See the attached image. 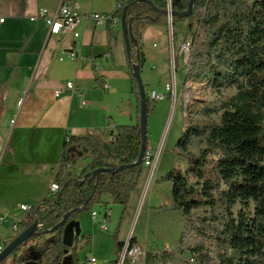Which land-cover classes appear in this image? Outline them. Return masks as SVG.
<instances>
[{
	"label": "trees",
	"instance_id": "trees-1",
	"mask_svg": "<svg viewBox=\"0 0 264 264\" xmlns=\"http://www.w3.org/2000/svg\"><path fill=\"white\" fill-rule=\"evenodd\" d=\"M146 1L116 3L108 15L109 51L120 29L112 20L121 19L125 8L126 22L132 19L137 41L131 45V58L136 63L138 51L140 68L143 54L138 29L166 24L170 18L173 28L185 23L184 33L191 38L184 82L218 94L233 91L221 102L186 108V126L175 144L176 156L185 161L186 168L172 169L164 177L171 185V206L164 210L181 214L183 230L171 252L163 251L162 259L165 264H264V0H194L186 18L169 17L165 12H185L189 0ZM129 76L135 87L134 124L114 126L104 138L66 136L53 179L58 191L30 208L19 224L21 229L37 220L40 233L50 230L74 210L78 212H72L68 221H77L79 214L101 205L105 196L123 206L125 213L146 169L142 161L137 167L116 171L134 164L141 150L139 97L130 64ZM146 106L148 123L155 106L148 96ZM1 110L0 100V115ZM82 158L89 162L75 174L72 169ZM97 169L111 173L88 184L90 176H84ZM120 226L112 236L116 257L109 264H118L125 249L121 264H131L127 254L137 244L130 237L125 246L119 239ZM62 231L39 234L20 245L11 264L25 261L16 255L22 248H28L26 259L39 264H77V248L62 244ZM89 238L84 237L85 244ZM162 259L148 252L145 263L159 264Z\"/></svg>",
	"mask_w": 264,
	"mask_h": 264
},
{
	"label": "crops",
	"instance_id": "crops-1",
	"mask_svg": "<svg viewBox=\"0 0 264 264\" xmlns=\"http://www.w3.org/2000/svg\"><path fill=\"white\" fill-rule=\"evenodd\" d=\"M66 2L78 5L81 15H109L112 11L96 0ZM60 3L61 0H23V4L19 0H0V20L3 19L0 23V117L4 118L8 109L11 111L8 123L0 118V217L4 219L2 233L8 236H12L7 231L13 223L26 220L27 213L19 207H32L49 194L66 136L93 134L104 138L108 129L135 122V87L129 76L121 29L110 51L108 22L96 25L83 19L78 27V39L69 35L50 36L44 20L36 18L37 13L39 9L53 12ZM178 24L183 30L175 36L177 49L186 36L185 23ZM168 26L166 23L138 29L143 54L140 72L146 95L154 90L165 96L163 101L155 102L147 123V147L151 149L161 137L167 107L180 104L181 109L185 108L182 95L189 83L184 82L186 65L183 56L178 54L185 70L179 74L178 81L174 71L173 87L167 90ZM154 36L160 37L159 42L152 44L156 51L149 53L143 48L144 37L152 40ZM71 51L76 53L74 60L64 57ZM148 63L152 65L150 68ZM157 68L159 76L152 72ZM67 82L74 83L75 89L68 90ZM104 84L108 89L103 88ZM55 91H61L59 97H55ZM81 99L86 101L85 107L80 106ZM19 101L22 102L18 107ZM159 120L160 126L154 134L153 125ZM110 201L109 196L102 198L103 209L110 213L106 227L113 214ZM87 216L81 213L77 218L80 241H74L73 246L82 249L84 237H90L86 243L87 256L77 250V264H109L116 256L108 227L105 232L101 231ZM136 245H140L138 241ZM92 258L94 263L89 262Z\"/></svg>",
	"mask_w": 264,
	"mask_h": 264
},
{
	"label": "rangeland",
	"instance_id": "rangeland-1",
	"mask_svg": "<svg viewBox=\"0 0 264 264\" xmlns=\"http://www.w3.org/2000/svg\"><path fill=\"white\" fill-rule=\"evenodd\" d=\"M96 1L100 3L101 6H103L106 10H109L111 8V12H113L115 10L116 3H120L124 0ZM167 23L169 24L167 39L170 40V51L168 58L169 60L167 62L170 75L167 74V82H169L168 85H170L171 87L173 86V70L175 71L176 81H178L179 74L183 70H185L184 66H182V58L178 55V50L174 48L172 41L173 34L175 33L178 36L183 28L177 23L172 29V22ZM159 38V36H154L152 40H149L148 38L144 37L143 48L149 53L156 51L154 48H152V44H157L159 42ZM177 42L178 40L176 39L174 44L177 45ZM147 65L149 68L152 66L150 65V63H148ZM152 72L154 73V75L159 76V68L153 70ZM184 91L185 92L182 95V99L184 98L182 105L185 108L181 109L180 104H177L175 107H172L170 104V106L167 107L166 119L164 121L165 123L161 137L157 141H154L153 150L156 151L157 148L161 145V154L159 158L160 160L157 161V164L154 168L152 177L149 169H145L144 175L140 181V187L137 192L131 195L129 202L126 205V211L124 214L123 206L113 204L110 201V209L112 210L113 214L111 223H107L108 232H110L108 233V236L112 238L116 228L118 227V224L121 223L119 239L121 241L127 240V238L130 236L134 237L140 244L136 245V247L140 249L142 254L139 264H146L145 257L148 252L154 253L160 259H162V254L164 253L163 251H167L166 253L169 254L172 247L177 244L183 230V220L181 214L179 212L164 210L165 207H167L168 209L171 206V185L168 181L164 180V177L172 169L178 168L183 171L186 168L185 161L182 159H178L175 153V144L180 138L187 122L186 108L189 107V109H198L199 107L207 103L221 102L222 99L227 98L233 94V91L230 90L223 91L221 92V94L213 93L211 91H207L204 86L194 83H188V86L184 88ZM10 112L11 111L8 109L6 116L4 118H0L8 123L9 117L11 115ZM152 114L149 117L148 123L151 120L150 118ZM159 126L160 120L153 125L154 134H156V130ZM150 139L151 137L149 135L148 141ZM88 159L89 158L80 159L77 166L72 169V171L75 174H79L82 171L84 165L89 162ZM155 201L157 202L156 205ZM150 206L159 207L155 210H150ZM93 209L98 211L100 214L103 211L102 205H94ZM90 212H84L82 214L86 213L88 215L87 218L91 220ZM113 219H115L116 222ZM15 234H13L12 236H14ZM78 241H80L79 238L75 239V243H78ZM87 245L88 244H85V246L83 245L82 249L79 248L80 250L77 249L79 252H82L83 256H87L88 254L89 249L86 247ZM14 253L5 260L6 264H11ZM27 253L28 248H22L21 250L17 251L16 255L22 256L24 259L26 258ZM67 259L68 255L65 257L64 261ZM159 264H165L164 259H162Z\"/></svg>",
	"mask_w": 264,
	"mask_h": 264
},
{
	"label": "built area",
	"instance_id": "built-area-1",
	"mask_svg": "<svg viewBox=\"0 0 264 264\" xmlns=\"http://www.w3.org/2000/svg\"><path fill=\"white\" fill-rule=\"evenodd\" d=\"M36 18H41L44 20L46 26L48 27V32L50 36H58V35H69L73 39H78L80 36V32L78 31V27L81 24V21L84 20H91L94 21L96 25L103 24L104 22H109L110 18L108 15H102V14H96V13H87L84 15H81L79 13V8L78 5L74 3H69L66 2V0H61L60 5L56 10L53 12H49L46 9H39L37 13ZM3 22V19L0 20V23ZM112 22L120 27V20L119 19H113ZM167 22H171V19L169 18ZM172 36V33H171ZM190 47H191V38L187 34L185 38L182 40V42L178 46V53L179 55L183 56V63L186 65L187 60L189 57L190 53ZM65 58H69L71 60L76 59V53L74 51L68 52L64 54ZM63 58H61L62 60ZM173 68H174V63H173ZM173 77H174V70H173ZM173 87V86H171ZM170 85H167V90L171 91ZM66 88L68 90H74L75 85L72 82H67L66 83ZM103 88L108 89V85L104 84ZM61 94V91H55L54 95L55 97H59ZM148 98L154 102H161L165 99V96L163 94H159L156 91L152 90L149 91L148 93ZM22 101H19L17 103V106L19 107L21 105ZM86 101L81 99L80 101V106L85 107L86 106ZM13 123V122H12ZM161 152V145L157 148V150H153L149 147H146L144 156H143V161H144V166L149 169V172L153 174L154 168L156 166L157 158ZM151 179V178H150ZM58 191V185L56 183H51L49 187V193L54 194ZM20 210L24 213H28L30 208L27 205H21ZM91 214V219L93 222H95L98 226V228L105 232L107 230L106 227V220L109 217L110 213L109 211L104 208L101 214L98 211L92 210L90 212ZM100 217V222H96V219ZM3 222L4 219L0 217V253L4 250V248L7 246V244L17 235L18 232H20L22 229L20 228L19 222L13 223L7 232H10L12 235L15 234L14 236H8L7 233H2L3 229ZM129 238L125 241V246L128 244ZM124 256L126 254V249L123 251ZM123 253L120 257L119 263L121 264L123 261ZM141 251L139 248L136 246L133 247L127 254L128 258L130 259L131 264H139L141 261ZM90 263H94L95 259H90Z\"/></svg>",
	"mask_w": 264,
	"mask_h": 264
},
{
	"label": "water",
	"instance_id": "water-1",
	"mask_svg": "<svg viewBox=\"0 0 264 264\" xmlns=\"http://www.w3.org/2000/svg\"><path fill=\"white\" fill-rule=\"evenodd\" d=\"M140 2H147L146 0H139ZM168 4L170 3V0H167ZM194 0H189L188 8L185 12L182 13H175L171 11H166L165 13L169 15V17L177 16V17H188L193 8ZM126 11L127 8H125L122 12L121 19L120 20V29H121V35L124 42L126 57L128 60V63L131 66V74L132 77L135 80L137 93L139 97V126H140V134H141V150L138 157V160L129 166H122L118 170H124L129 168H134L142 164L143 156L146 150V137H147V106H146V100L147 95L144 89V85L142 83L141 79V72H140V64H139V56L138 51L136 52V63L132 61L131 58V45L136 46L137 41L134 38L133 32H132V19L129 22H126ZM111 173L110 170L107 169H97L93 171L91 174H86L84 176V179L88 178V184L92 182L94 178H98L101 174H109ZM72 212H78V210L71 211L63 216L62 220L55 225L52 229L47 231H42L41 233L39 230V223L37 220H35L32 224H30L25 229H22L4 248V250L0 253V264L5 261L8 257H10L15 250L22 244L26 243L30 239L37 237L39 234H54L57 232L60 228H63V237H62V244L68 248L73 247L75 239H77L80 235V228L78 221H68L69 216ZM130 238V237H129ZM124 256V253H123ZM22 264H39L38 262L34 260H28L23 262ZM46 264H52V263H46Z\"/></svg>",
	"mask_w": 264,
	"mask_h": 264
},
{
	"label": "flooded vegetation",
	"instance_id": "flooded-vegetation-1",
	"mask_svg": "<svg viewBox=\"0 0 264 264\" xmlns=\"http://www.w3.org/2000/svg\"><path fill=\"white\" fill-rule=\"evenodd\" d=\"M25 261H28V259L25 258ZM25 261H24V262H25ZM65 262H67V260H65Z\"/></svg>",
	"mask_w": 264,
	"mask_h": 264
}]
</instances>
